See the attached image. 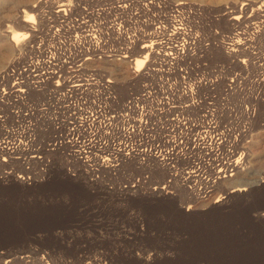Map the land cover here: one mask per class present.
<instances>
[{
	"label": "built area",
	"instance_id": "2783aa9c",
	"mask_svg": "<svg viewBox=\"0 0 264 264\" xmlns=\"http://www.w3.org/2000/svg\"><path fill=\"white\" fill-rule=\"evenodd\" d=\"M229 21L231 36L206 38L202 7L186 1L41 0L30 37L0 73V183L47 182L54 155L69 177L92 185L133 165L166 178L146 188L151 174L132 176L124 193L162 196L177 186L211 200L264 106V56L256 79L249 70L264 0L243 3ZM217 50L242 61L240 74L214 59ZM105 61H127L133 72L143 62L125 98L99 69ZM242 81L250 87L238 111L229 106Z\"/></svg>",
	"mask_w": 264,
	"mask_h": 264
},
{
	"label": "rangeland",
	"instance_id": "374dc122",
	"mask_svg": "<svg viewBox=\"0 0 264 264\" xmlns=\"http://www.w3.org/2000/svg\"><path fill=\"white\" fill-rule=\"evenodd\" d=\"M40 1L0 0V73L25 42H11L4 31L8 29L10 37L24 32L18 24ZM173 1L201 6V33L220 38L232 35L229 20L240 13L241 5L257 0ZM228 8L238 13L230 14ZM253 45L259 54L249 70L256 79L257 58L264 56V29ZM213 57L240 74L221 50ZM115 63L124 70L121 74L112 73L106 62L99 69L119 84L118 92L125 98L135 88L134 75L122 80L125 70L132 72L131 65ZM242 84L231 97V109L242 110L245 90L250 87L248 82ZM259 90L254 88V93ZM229 107L221 106V112ZM258 109L253 129L242 142L240 157L245 168L230 179L247 186L226 189L222 182L209 201H197L177 186L162 196L144 189L124 193L120 185L132 176L151 174L146 188L163 185L166 178L163 171L152 175L133 165L125 166L119 177L109 178L104 185H92L69 177L63 159L54 155V170L47 182L0 183V264H264V106Z\"/></svg>",
	"mask_w": 264,
	"mask_h": 264
},
{
	"label": "bare ground",
	"instance_id": "6f19581e",
	"mask_svg": "<svg viewBox=\"0 0 264 264\" xmlns=\"http://www.w3.org/2000/svg\"><path fill=\"white\" fill-rule=\"evenodd\" d=\"M36 6H34V7H31L29 10V12H26V16H25V19L24 20H22L19 24H18V27L22 30V31H24V32H20V33H17V34H15L13 37H10V31H8V29H7V31H4L5 32V35H4V33H3V35L4 36H6V37H8L9 39H11V42H13V43H19V42H24V41H26L29 37H30V34L32 33V23H33V18H34V16H35V12H36ZM236 19H238V18H236ZM6 24V23H5ZM8 24H10V23H8ZM235 53H236V57L237 58H240L241 56V54L243 53L242 52V49L240 48V47H238V48H236V50H235ZM228 58V57H227ZM106 63H109L111 66H112V69H111V72L112 73H122L123 71L121 70V68L119 67V66H117V64L115 63V62H110V61H105ZM104 62V63H105ZM124 63H126V62H124ZM240 63H242V61L240 62L239 61V68H241L242 69V64H240ZM236 64V63H235ZM122 66V65H121ZM237 66V65H236ZM142 67H143V62H141V61H137V64H136V71L135 72H138V71H141V69H142ZM126 69V68H125ZM240 71V70H239ZM135 72H129V70H125V73L122 75V80H125V81H127V79L131 76V75H135ZM132 78V77H131ZM135 78V77H134ZM134 78H132V79H134ZM120 79V78H119ZM131 81V80H130ZM242 86H243V84H242ZM247 86V85H246ZM242 88V87H241ZM242 90H244V88L242 89ZM244 92V91H243ZM245 92H246V90H245ZM241 94V93H240ZM241 96V95H240ZM239 96V97H240ZM245 97V96H244ZM244 101V100H243ZM241 104V103H240ZM241 110V109H240ZM243 162V161H242ZM241 161H239V162H237L236 163V165H234V164H232V166L231 167H233L234 168V174H232L228 179H224V181H222V182H224V185L227 187L226 189H228L229 188V186L230 185H233V188H237V187H242V186H247V184H244V185H242V184H239L240 182H236V181H232V180H230L231 178H233L234 176H236L240 171H242L243 170V168H245L244 166H245V164H244V162L242 163ZM230 167V168H231ZM221 182V183H222ZM220 183V184H221ZM219 186V185H218ZM217 186V187H218ZM196 200V199H195Z\"/></svg>",
	"mask_w": 264,
	"mask_h": 264
}]
</instances>
